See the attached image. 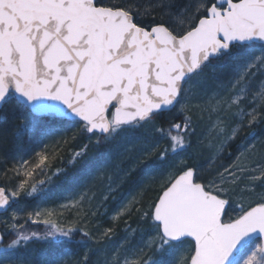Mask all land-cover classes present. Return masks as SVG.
Here are the masks:
<instances>
[{"label": "snow or ice", "instance_id": "1", "mask_svg": "<svg viewBox=\"0 0 264 264\" xmlns=\"http://www.w3.org/2000/svg\"><path fill=\"white\" fill-rule=\"evenodd\" d=\"M257 123L264 0H0V153L14 161L0 264H66V246L93 240L81 219H40L57 214L41 205L65 185L78 191L59 207L82 209L95 185L107 201L157 177L146 208L141 189L113 217L139 213L125 231L147 238L104 264H264ZM190 149L208 151L212 179Z\"/></svg>", "mask_w": 264, "mask_h": 264}, {"label": "rangeland", "instance_id": "2", "mask_svg": "<svg viewBox=\"0 0 264 264\" xmlns=\"http://www.w3.org/2000/svg\"><path fill=\"white\" fill-rule=\"evenodd\" d=\"M208 124L207 114H205L204 121L201 122V128H205ZM259 127V132L256 138L257 144V160L264 159V149L259 147L260 142L264 141V123H257L254 126ZM195 156L196 162L202 165H207V158L209 153L207 150H197L193 153ZM28 158V157H27ZM4 170H1L3 174ZM155 183L154 186L156 190L155 193L159 190V178H154L149 180L146 185H136L132 190H129L126 187V184L120 188L116 193H114V198H109L107 201H104L102 194L105 189L103 186L95 185L91 187L88 191V195L92 196L94 194L95 198L91 200H85L82 209L69 208L61 209L59 206L61 204L68 203L69 200L77 193V189L73 188L67 193L62 194L60 197L55 200L45 201L41 207L45 209H55L56 215L53 216H44L40 219H50L62 222L64 220H73L81 219L82 223L80 226L84 227L85 230L89 231L93 237V240L88 241L87 247H78L71 246L69 249L64 248L63 250L68 253L65 257L66 264H83L85 261V255L87 259L89 258L90 264H104L105 261H111L113 256H119L121 262L123 258L128 257L131 259L132 251L134 246L140 245L143 240L147 237L142 235L143 226L135 234V237L132 238L131 234L125 231V221L127 220L128 224L132 228H137V217L139 213L133 212L131 217L124 216L119 219H113L115 214L119 211L123 203L131 199L133 196L140 198L139 193L143 189V196L141 199V204L137 207L146 208L148 202L151 201L150 197H146L145 193L147 189L151 186L152 183ZM241 183H244L242 181ZM259 191V189H257ZM154 193V194H155ZM31 210V209H29ZM80 213L78 217L77 213ZM95 212V215L92 213ZM86 214V215H85ZM3 217H0L2 219ZM120 223L117 226L116 230L110 237H104L100 239L99 242H96V238L101 235L107 228H110L111 224ZM32 229L43 232L45 231V226L43 224H31ZM2 227V226H0ZM129 236L131 239V244L125 241V236ZM76 239H82L79 235ZM45 245L34 244L32 247L38 248L44 247Z\"/></svg>", "mask_w": 264, "mask_h": 264}, {"label": "trees", "instance_id": "3", "mask_svg": "<svg viewBox=\"0 0 264 264\" xmlns=\"http://www.w3.org/2000/svg\"><path fill=\"white\" fill-rule=\"evenodd\" d=\"M176 122H179V121H176ZM251 130H254L256 133H258L259 132V127L256 125V126H253V129H251ZM245 131H249V129H246ZM190 151H192L193 153L195 152V151H197L196 149H190ZM233 151H235V149H233ZM63 155L65 156V158H67V156H68V150H67V147L65 148V150H64V152H63ZM25 159H27V156H25ZM14 163V161L9 157L7 160H5L4 158H3V154L2 153H0V186H4V181H3V179H2V175L3 174H1V170H4V168L5 167H11L12 166V164ZM58 163V162H57ZM230 163V160L229 159H227V158H225V159H222V160H220V161H217L216 162V168L217 169H220V166H221V164H223V165H227V164H229ZM201 166H202V169H204V175H205V177L207 178V179H212V176L211 175H209V170H208V166L207 165H202V164H200ZM222 170V169H221ZM212 171H214V170H212ZM136 179V177H133V180H135ZM154 182L151 184V186L147 189V191H146V193H145V196L146 197H150V199L152 200L154 197H155V195L157 194V193H155V191L154 190H156L155 189V187L156 186H154ZM243 185V183H241V186ZM136 185L135 184H132V183H129V184H126V187L129 189V190H132L134 187H135ZM73 189V187L72 186H70V185H65L63 188H61V189H58V190H56L57 191V195H56V197H55V199L56 198H58V197H60L62 194H64V193H67V192H69L70 190H72ZM155 193V194H154ZM50 200H52V199H47V200H45V201H50ZM120 225V223L118 222V223H115V224H111L110 225V227L111 228H114V230H116V228H117V226H119ZM27 227L30 229V230H35V229H32V225L31 224H29V225H27ZM53 246H51V245H45L44 247H39V249H44V250H49L50 248H52ZM71 246H66L65 248L66 249H69ZM72 248V247H71ZM83 264H90V262H89V258L87 259V260H85L84 262H83Z\"/></svg>", "mask_w": 264, "mask_h": 264}, {"label": "bare ground", "instance_id": "4", "mask_svg": "<svg viewBox=\"0 0 264 264\" xmlns=\"http://www.w3.org/2000/svg\"><path fill=\"white\" fill-rule=\"evenodd\" d=\"M86 142V141H85Z\"/></svg>", "mask_w": 264, "mask_h": 264}]
</instances>
